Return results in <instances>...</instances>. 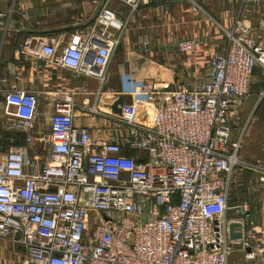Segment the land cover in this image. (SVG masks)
I'll return each mask as SVG.
<instances>
[{
    "label": "built area",
    "instance_id": "obj_1",
    "mask_svg": "<svg viewBox=\"0 0 264 264\" xmlns=\"http://www.w3.org/2000/svg\"><path fill=\"white\" fill-rule=\"evenodd\" d=\"M121 1L137 7L136 0ZM124 27L103 5L86 35L71 34L61 48L26 37L18 50L103 84ZM197 44L181 39L174 49L189 55ZM150 47L145 39L142 48ZM258 66L264 69V38L236 21L211 54L205 79L177 89L138 84L143 118L111 127L105 140L74 125L73 93L59 95L48 136H24L19 147L0 144V238L23 251L22 264H229L235 251L238 264H264V208L259 227L234 230L241 239L230 240L226 219L241 166L240 142L231 136ZM37 103L35 92H5L6 130L30 134ZM88 112L101 114L98 104ZM34 141L42 150L32 157ZM240 208L249 204L232 209Z\"/></svg>",
    "mask_w": 264,
    "mask_h": 264
},
{
    "label": "crops",
    "instance_id": "obj_2",
    "mask_svg": "<svg viewBox=\"0 0 264 264\" xmlns=\"http://www.w3.org/2000/svg\"><path fill=\"white\" fill-rule=\"evenodd\" d=\"M101 1L0 0V80H5L4 84L0 83V136H3L0 144L4 149L23 146L24 136H48L51 103L65 93H73L74 125L87 127L92 137L105 140L111 134V127L124 120L135 122L143 118L145 101L136 94L141 83L166 82L170 89H177L180 83L174 82L176 78L205 79L211 54L225 44V33L235 29L236 21L243 22L258 40L264 38V0H195L196 11L189 0H136L135 10L121 0H106L104 5L124 20L125 27L116 33L120 42L106 69L103 84L95 78L58 67L48 59L28 56L18 50L26 37L55 41L61 48L71 34L86 35ZM188 38L198 42L195 53L178 54L174 44ZM145 39L151 46L147 52L142 48ZM170 46L178 58L187 56V59L180 58L164 67L161 62L169 59ZM133 78L141 79L140 84H135ZM10 89L32 91L37 96L34 129L30 134L5 128L4 94ZM119 96L124 99L122 116L113 113L110 107ZM97 104L101 114L91 116L88 107ZM28 149L30 156L35 157L42 147L34 141ZM237 157L241 166L234 171L239 182L236 188L238 192H247L248 201L261 206L262 211L264 182L258 178L264 176V162L247 160L239 151ZM245 175H249L248 185L243 180ZM242 185L244 188L240 187ZM249 189H252L253 200L249 199ZM234 202L242 203L238 199Z\"/></svg>",
    "mask_w": 264,
    "mask_h": 264
},
{
    "label": "rangeland",
    "instance_id": "obj_3",
    "mask_svg": "<svg viewBox=\"0 0 264 264\" xmlns=\"http://www.w3.org/2000/svg\"><path fill=\"white\" fill-rule=\"evenodd\" d=\"M167 55L169 56V59H165L163 57L164 60L161 62L164 64V67L168 64H172L173 61H178L180 58L187 59V56L178 58L171 46ZM133 79L138 81L141 80L138 78ZM175 81L180 83L179 87H182L185 86L188 81L195 82L198 80L180 77L179 79H174V82ZM135 84L138 85L140 82ZM137 87L139 89V86ZM241 113L240 120L234 125L235 131L233 135L234 138L232 139L235 142L238 140L240 142L238 150L239 155L247 160H254L255 163L257 161L264 162V69L261 66H258L254 71V75L249 86L248 96L243 102ZM245 176H243V180L247 184V180L249 182V175ZM247 197V192H238V188L232 187L230 202H234L238 199L240 202H247L249 204V213L244 219V225L247 228H257L261 223L262 211H257V206L249 202ZM233 212V209H229L227 213L229 215L226 216V219L230 220L231 223L235 222L232 221L235 219L234 216H232ZM23 258L24 254L21 249L13 246L9 241L0 238L1 264H22ZM240 259V253L235 251L229 257V264H238Z\"/></svg>",
    "mask_w": 264,
    "mask_h": 264
},
{
    "label": "water",
    "instance_id": "obj_4",
    "mask_svg": "<svg viewBox=\"0 0 264 264\" xmlns=\"http://www.w3.org/2000/svg\"><path fill=\"white\" fill-rule=\"evenodd\" d=\"M105 1H106V0H102V1H101L97 13L100 11V9H101L102 6L104 5ZM97 13H96V15H97ZM96 15H95V16H96ZM110 107H111V110H112L113 113H115V114H119V115H122V109H123V107H124V99H123V97H121V96L117 97V98L112 102V104L110 105ZM252 184H254V181L252 182ZM244 186H245V185H242V186H240V187L244 188ZM248 194H249V199H250V200H253V199H254V195L252 194V189H249V190H248ZM235 207H236V203H235V202H230V203H229V208H230V209L235 208ZM256 210H257V211H260V206H259V205H257ZM248 213H249V211H245L243 208H240V210H239L238 212H233V213H232V216H234V218H236V217H238V218H243V217H245ZM228 215H229V214H228ZM243 219H244V218H243ZM246 228H247V227L244 225V223H243V224H242V223L240 224L239 222H232V223H230V224H229V238H230V240L241 239V238L243 237V235H242L240 232L235 233L234 230H235V229H239V230H240V229H243L244 232H245ZM244 236H245V234H244ZM252 243H253L252 238H249V239H248V244H249V245H252ZM247 252H249V250H247Z\"/></svg>",
    "mask_w": 264,
    "mask_h": 264
},
{
    "label": "bare ground",
    "instance_id": "obj_5",
    "mask_svg": "<svg viewBox=\"0 0 264 264\" xmlns=\"http://www.w3.org/2000/svg\"><path fill=\"white\" fill-rule=\"evenodd\" d=\"M98 14V13H97Z\"/></svg>",
    "mask_w": 264,
    "mask_h": 264
},
{
    "label": "flooded vegetation",
    "instance_id": "obj_6",
    "mask_svg": "<svg viewBox=\"0 0 264 264\" xmlns=\"http://www.w3.org/2000/svg\"><path fill=\"white\" fill-rule=\"evenodd\" d=\"M228 213V212H227Z\"/></svg>",
    "mask_w": 264,
    "mask_h": 264
},
{
    "label": "trees",
    "instance_id": "obj_7",
    "mask_svg": "<svg viewBox=\"0 0 264 264\" xmlns=\"http://www.w3.org/2000/svg\"><path fill=\"white\" fill-rule=\"evenodd\" d=\"M255 71V70H254Z\"/></svg>",
    "mask_w": 264,
    "mask_h": 264
}]
</instances>
